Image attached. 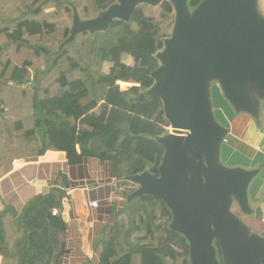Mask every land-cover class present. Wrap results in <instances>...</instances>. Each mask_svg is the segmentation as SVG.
<instances>
[{
    "label": "trees",
    "instance_id": "trees-1",
    "mask_svg": "<svg viewBox=\"0 0 264 264\" xmlns=\"http://www.w3.org/2000/svg\"><path fill=\"white\" fill-rule=\"evenodd\" d=\"M115 1L93 0V4L101 12ZM202 1L191 0V9ZM166 5L162 12L166 26L147 17L144 7L149 6L143 5L131 22L117 20L105 32L83 33L62 49L70 36L68 23L73 14L66 0L34 1L21 21L17 22L15 15L10 18L17 25L12 35H5L0 24V106L12 105L15 90L29 85L23 95L27 99L29 90L33 92L29 105L34 113L17 125L25 126L26 120L34 123L25 133L28 149H38L40 154L63 151L74 162L84 157L99 158L110 162L116 178L127 182L145 172L159 174L164 156L159 141L170 124L163 104L148 91L155 84L152 75L160 66L157 55L174 27L172 7ZM60 28L62 44L54 59L38 61L40 50L51 54L47 48L50 45L42 41L43 34H57ZM25 38L26 47L36 55L33 61L15 67L4 52ZM125 54L133 58L134 66L122 63ZM37 61L47 68L42 69ZM105 62L113 64L108 75L102 72ZM53 80L58 87L52 96L54 84L42 85ZM118 82L135 86L122 91ZM8 83L13 86L5 92ZM90 93L93 101L85 105L82 101ZM60 185L53 183L50 193L37 196L22 213L8 209L0 215V255L8 264H62L67 227L60 213L53 214L62 208L64 191ZM128 202L125 212L129 222L120 219L112 228L99 264H190L189 244L171 229L172 215L165 203L151 196L131 195ZM8 218L14 226L13 234L5 223ZM218 255L224 264L220 251Z\"/></svg>",
    "mask_w": 264,
    "mask_h": 264
},
{
    "label": "water",
    "instance_id": "water-1",
    "mask_svg": "<svg viewBox=\"0 0 264 264\" xmlns=\"http://www.w3.org/2000/svg\"><path fill=\"white\" fill-rule=\"evenodd\" d=\"M165 0H116L94 19L73 12L70 36L61 49L83 33L110 29L114 21L129 23L143 5ZM175 9L172 35L157 55L159 68L148 95L159 98L171 128L160 139L164 149L159 174L133 176L132 198L151 196L170 210L171 229L190 248V264H264V237L251 233L233 213L236 202L247 215L249 186L257 171L220 164L229 130L214 118L210 87L221 86L234 110L260 120L256 97L264 99V16L259 0H168ZM133 87V86H132ZM132 87H129L132 88ZM217 245V246H216Z\"/></svg>",
    "mask_w": 264,
    "mask_h": 264
},
{
    "label": "crops",
    "instance_id": "crops-1",
    "mask_svg": "<svg viewBox=\"0 0 264 264\" xmlns=\"http://www.w3.org/2000/svg\"><path fill=\"white\" fill-rule=\"evenodd\" d=\"M11 108L12 105L6 107L5 111ZM1 116L2 114L0 120H3ZM226 119L235 141L232 149L230 146L226 148V157L229 160L237 155L246 158L248 155L243 153L241 145L254 144L248 137V134L251 135L253 121L244 116H236L230 111ZM3 126L0 121V215L8 209L22 213L33 199L50 193L52 184L60 182L62 185L59 189L64 191V196L62 208L57 211L67 227L63 236L66 254L62 264H99L104 243L110 239L115 224L126 214L128 197L137 186L116 178L111 163L99 158L84 157L81 161L74 162L63 151L40 154L38 149L32 150L28 147L15 154L8 153L3 144ZM6 134L11 141V133L7 130ZM255 137L256 158H248L252 167L256 159L261 158L264 161V124L258 128ZM15 138L22 139L19 140L20 144L27 145L26 136L20 137L17 132ZM77 153L79 156L82 154L79 147ZM259 180L257 186H253L251 202L254 209L261 208L263 217L258 219L255 214L254 217L250 215V222L257 227L256 233L264 235V176ZM93 201L99 203L97 208L90 206ZM259 220L261 221L258 222ZM5 223L8 231L10 227H14L9 218ZM257 223L259 227L256 226ZM0 264H8L1 255Z\"/></svg>",
    "mask_w": 264,
    "mask_h": 264
},
{
    "label": "rangeland",
    "instance_id": "rangeland-1",
    "mask_svg": "<svg viewBox=\"0 0 264 264\" xmlns=\"http://www.w3.org/2000/svg\"><path fill=\"white\" fill-rule=\"evenodd\" d=\"M36 0H0V24L2 25L3 29L5 30L4 34L9 36L12 35L13 31H15L16 29V24L12 23V20L10 19L12 16H16V18H18V21H21V17L28 15V10L30 7L33 6V3ZM67 2H70V8L72 9V11L74 12V10H76L81 19L83 21L86 20H90V19H94L97 18L100 14V11H98L94 4H93V0H66ZM167 3H169L172 7V11H173V17H174V22H175V9L173 7V5L170 3V1L165 0L163 1L159 6L153 7V6H149V7H144V13L147 17H151L153 19H155L158 22H162L163 26H166L167 21H165L162 17V12L167 9ZM258 10H259V14L264 16V0H259L258 1ZM171 11V12H172ZM50 12V11H49ZM135 16V15H134ZM72 25H73V14H72V19L71 21L68 23V26L70 27V29H72ZM134 28H137L136 25H134ZM63 29L60 28L59 32L57 34H48L47 32H45L42 36V41L44 43H46L47 45H50L48 48L49 52L51 53L50 55H46L42 50H40V57L38 58V61L40 60H46L48 62L52 61V59H54V54L56 51H58L59 47L62 44L60 35L62 34ZM23 42L18 44H13V46L10 48V50L4 52L7 53V57L10 59L11 62H13L15 64V67H22L26 62H30L33 61V56L36 55L35 52L29 50L26 47L27 44V40L28 38L22 39ZM0 48H1V43H0ZM42 55V56H41ZM50 60V61H49ZM38 61L36 62L37 65L41 66L40 62L38 63ZM122 63L129 65V66H134L135 62L133 60V58L129 55H123L122 57ZM113 64L109 63V62H105L103 64L102 67V72L105 73L106 75H108L112 69ZM42 69L47 68V66H41ZM123 83V85H122ZM54 84L52 90H51V95L53 96L55 94V92L57 91V87L58 84L54 83L53 81H47L45 82V84L42 85V88L48 87L49 85ZM124 84H126V86L124 87ZM8 85H10L8 88H4L5 92L10 91V88H12L13 84L12 83H8ZM117 85L120 87V89L122 91H126L129 89V87L134 86L135 84L133 83H126V82H119L117 83ZM29 85H25L22 87H20L19 89L15 90L16 91V97H10V103L12 104V108L9 111H5V107L0 106V112H2V116L3 120L2 121V125H4V132H3V137H4V146L5 149H8V153L10 152L11 154H15L18 153L19 151H23V149L25 150V148H27L26 144H20V141H22V139H16L15 135L17 134V132L19 133L20 137H25V133L28 129H31L34 125L33 122H30L29 120H26L27 122L25 123L26 125L21 127V128H17V125H21L22 124V120L23 119H29L32 114L34 113V111L32 110V107L29 105L32 103V99H33V92L29 90L28 94H27V99H24V95H23V89L24 88H28ZM210 91H211V101H212V105H213V114H214V118L215 120L222 126H225L226 128H228L229 130V134H228V139H229V143L228 144H222V152H221V156H220V164L224 167L227 168H241V169H245V170H249V171H257V177L252 181V183L249 186V203L251 208L253 207V203L252 201V193L254 190V185L257 186V184L259 183V178H261V176H264V165L261 161V158H258L254 161V166H251V163L249 162L250 160L248 158H250L252 160V158L255 157V155L257 154V150H256V142H255V136L256 133L258 132V128L261 127L264 121V99L260 98V97H256L258 105H259V111H260V120L257 121V119L254 118V116H252L249 113H245V112H238L236 110L233 109V107L231 106V104L229 103V101L226 99L224 93L221 90V86L218 85L217 83L213 82L211 84L210 87ZM19 95V96H18ZM19 98H18V97ZM6 98V97H4ZM8 98V97H7ZM6 98V99H7ZM159 99V98H158ZM160 100V99H159ZM93 101V95L90 93L89 96L87 98H85L82 102L86 105L90 102ZM161 101V100H160ZM162 103V101H161ZM163 104V103H162ZM24 106V108H22ZM3 107V108H2ZM97 111V110H96ZM229 111L236 115V116H244L247 117L249 120H252V127H251V135L248 134L249 140H251L254 144H243L241 145V150L243 151L244 154L248 155L246 156V158L237 155L234 159L229 160V157H226V148L228 146H230L229 148L232 149L231 147L234 145L235 141L233 139V134L231 133L230 130V126H229V121L226 119L229 115ZM231 117H229L230 119ZM254 125V126H253ZM7 130L11 133V141H9L7 138ZM166 133L164 136H167L169 134H171L173 132V129L171 128V126L166 127ZM255 135V136H254ZM20 140V141H19ZM258 157V156H257ZM256 158V157H255ZM132 182V181H131ZM255 186V187H256ZM253 187V188H252ZM233 213L236 214L239 219H241L245 224H247V226L249 227L250 232H258L256 230L257 227H254L252 222H250V215L248 217V215L242 211V209L238 206V204L235 202L233 204L232 207ZM243 212V213H242ZM121 219H124L126 222L128 221V215L124 214ZM261 220H259L258 222H260ZM129 222V221H128ZM163 223V220L162 222ZM258 225L259 227V223L256 224V226ZM171 226V223H170ZM10 233L13 234L14 231V227H10L9 229ZM14 241V238L11 240V242ZM217 246V245H216ZM218 251H220L219 247L217 246Z\"/></svg>",
    "mask_w": 264,
    "mask_h": 264
},
{
    "label": "built area",
    "instance_id": "built-area-1",
    "mask_svg": "<svg viewBox=\"0 0 264 264\" xmlns=\"http://www.w3.org/2000/svg\"><path fill=\"white\" fill-rule=\"evenodd\" d=\"M229 143V139H228V136L224 139L223 141V144H228ZM90 206L92 208H97L99 206V203L97 201H93L90 203ZM53 214L56 216L58 215V211L57 210H54Z\"/></svg>",
    "mask_w": 264,
    "mask_h": 264
},
{
    "label": "flooded vegetation",
    "instance_id": "flooded-vegetation-1",
    "mask_svg": "<svg viewBox=\"0 0 264 264\" xmlns=\"http://www.w3.org/2000/svg\"><path fill=\"white\" fill-rule=\"evenodd\" d=\"M243 213V212H242ZM253 217L255 216V215H252ZM251 233H256V232H251ZM256 234H258V233H256ZM258 235H260V236H262V237H264V235L262 234H258Z\"/></svg>",
    "mask_w": 264,
    "mask_h": 264
},
{
    "label": "bare ground",
    "instance_id": "bare-ground-1",
    "mask_svg": "<svg viewBox=\"0 0 264 264\" xmlns=\"http://www.w3.org/2000/svg\"><path fill=\"white\" fill-rule=\"evenodd\" d=\"M176 131V130H173V132Z\"/></svg>",
    "mask_w": 264,
    "mask_h": 264
}]
</instances>
